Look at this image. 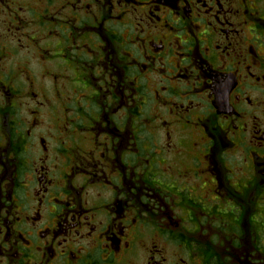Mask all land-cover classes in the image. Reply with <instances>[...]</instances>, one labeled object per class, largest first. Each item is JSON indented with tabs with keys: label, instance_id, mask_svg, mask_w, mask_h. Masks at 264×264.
I'll use <instances>...</instances> for the list:
<instances>
[{
	"label": "flooded vegetation",
	"instance_id": "1",
	"mask_svg": "<svg viewBox=\"0 0 264 264\" xmlns=\"http://www.w3.org/2000/svg\"><path fill=\"white\" fill-rule=\"evenodd\" d=\"M0 264H264V0H0Z\"/></svg>",
	"mask_w": 264,
	"mask_h": 264
}]
</instances>
